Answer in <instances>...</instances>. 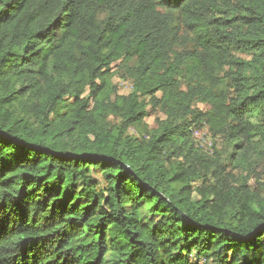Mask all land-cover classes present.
Here are the masks:
<instances>
[{
	"label": "trees",
	"instance_id": "1",
	"mask_svg": "<svg viewBox=\"0 0 264 264\" xmlns=\"http://www.w3.org/2000/svg\"><path fill=\"white\" fill-rule=\"evenodd\" d=\"M0 264H264V0H0Z\"/></svg>",
	"mask_w": 264,
	"mask_h": 264
},
{
	"label": "rangeland",
	"instance_id": "2",
	"mask_svg": "<svg viewBox=\"0 0 264 264\" xmlns=\"http://www.w3.org/2000/svg\"><path fill=\"white\" fill-rule=\"evenodd\" d=\"M121 71V77L118 79L115 80L116 82V86L119 90V93L122 94V95H128L131 91H132V83L130 80H128L126 78V73L124 70H120ZM151 115H153L154 117H151L150 119L147 120L148 124L150 125V128H155L156 127V122L154 121V118L156 119V115L154 113H151ZM133 133L134 130H132ZM196 132H198L197 134H195V139L196 141L198 139H200L201 137L204 139V140H208L209 137H211L209 131H208V128H201L200 130H196ZM211 140L213 141L214 143V140L211 138ZM217 146L219 149H221V144L218 142L217 143Z\"/></svg>",
	"mask_w": 264,
	"mask_h": 264
},
{
	"label": "built area",
	"instance_id": "3",
	"mask_svg": "<svg viewBox=\"0 0 264 264\" xmlns=\"http://www.w3.org/2000/svg\"><path fill=\"white\" fill-rule=\"evenodd\" d=\"M198 132L194 133V137L195 134H197ZM212 137H209L208 140H204L202 137L200 139L197 140L198 145L200 148H202L204 151L212 154L213 153V141L211 140Z\"/></svg>",
	"mask_w": 264,
	"mask_h": 264
}]
</instances>
